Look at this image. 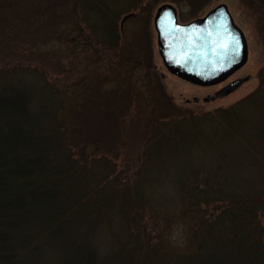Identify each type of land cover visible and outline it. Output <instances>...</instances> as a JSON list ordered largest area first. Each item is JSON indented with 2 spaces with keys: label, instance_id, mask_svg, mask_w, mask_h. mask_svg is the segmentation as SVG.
Segmentation results:
<instances>
[{
  "label": "trees",
  "instance_id": "obj_1",
  "mask_svg": "<svg viewBox=\"0 0 264 264\" xmlns=\"http://www.w3.org/2000/svg\"><path fill=\"white\" fill-rule=\"evenodd\" d=\"M58 1L75 23L67 51L86 62L75 63L84 95L74 104L34 55L0 61V264H264V63L257 86L226 106L158 98L159 110L130 121H145V140L126 143L140 86L116 83L113 57L125 20L145 18L133 12L143 0ZM238 1L264 42V0ZM144 52L128 78L152 69ZM176 223L191 248L167 245Z\"/></svg>",
  "mask_w": 264,
  "mask_h": 264
},
{
  "label": "rangeland",
  "instance_id": "obj_2",
  "mask_svg": "<svg viewBox=\"0 0 264 264\" xmlns=\"http://www.w3.org/2000/svg\"><path fill=\"white\" fill-rule=\"evenodd\" d=\"M1 2L3 3L2 0ZM219 2L227 4L235 23L244 32L248 46L247 60L243 66L221 82L211 85H195L170 73L165 68L156 45L153 17L158 6L163 3H171L177 9L178 20L186 22L203 15ZM39 3H41L40 0H6L3 3L1 7L3 10L0 12V61L11 63L17 58L28 61L29 56L34 55L35 64L39 65L40 68H46L51 76L56 79L59 89L65 88L66 91H69L68 95L70 98H74L73 103L75 104V100L82 98L84 95V92L81 93L82 86L76 88L74 86V82L80 81L83 74L79 73L75 63L83 65L86 62L84 60L77 62L80 59L69 55L67 51V48H69L67 36L71 35V28L75 25L74 20L67 17L70 10L64 1L60 3L57 0L56 4H53L54 7L48 6L46 9H40ZM139 7L144 8L143 17L145 18L132 15L125 20L121 27L123 34L121 43L123 44L117 51V55L113 57L115 59H113L115 65V75L113 76L116 83L120 84L119 80L126 78L127 81L123 85L136 83L140 86L139 92L132 93L136 97V103L131 106L133 115L128 116L127 124L122 127L120 133L122 140H125L126 143L134 140H145V121L139 124H131L130 121L138 117L139 113H141V116L142 114L147 115L153 107H157L159 110L155 103L159 102L158 98L160 97L169 96L170 104H175L178 108L180 106L182 109L210 110L217 106H226L233 103L257 86V69L264 63V42L252 14L238 0H211L208 5H203L201 8L192 7L187 0H177V2L171 0H143L133 12L137 14ZM194 10L197 12L196 15H193ZM76 11L78 14L80 13V11ZM130 12L132 10H129ZM125 14L127 13L122 14L121 17ZM77 20L79 21V18ZM79 24L85 25L81 20ZM66 30H69V32ZM140 38H142V41H140ZM140 46L141 50L145 51V55H142L143 66L150 63L152 69L147 67L145 71L135 74L134 78H128L129 63L133 59L134 53L136 55L141 54ZM90 59L88 58L86 61L88 62ZM107 67L105 63H100L97 68L108 70ZM86 70L84 69V71ZM146 73L149 74L146 75ZM237 78H242V82L238 86L227 92H221L225 85ZM159 92H162V94H159ZM66 109L68 110L69 107L67 106ZM135 145L137 146V142L132 147H126L125 149H133ZM128 156L131 158L130 151L125 154V157ZM126 159L123 158L122 162ZM122 162L118 166L120 170L123 168ZM166 233V243L169 247L178 250L191 248L192 243L182 224H174Z\"/></svg>",
  "mask_w": 264,
  "mask_h": 264
},
{
  "label": "water",
  "instance_id": "obj_3",
  "mask_svg": "<svg viewBox=\"0 0 264 264\" xmlns=\"http://www.w3.org/2000/svg\"><path fill=\"white\" fill-rule=\"evenodd\" d=\"M153 25L158 53L165 68L192 84L221 82L247 60L244 32L224 2L186 22L178 20L173 4L163 3L155 11ZM241 82L242 78L234 79L221 92L232 90Z\"/></svg>",
  "mask_w": 264,
  "mask_h": 264
}]
</instances>
